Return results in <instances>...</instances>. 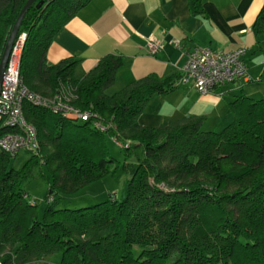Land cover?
I'll return each instance as SVG.
<instances>
[{"label": "trees", "instance_id": "trees-1", "mask_svg": "<svg viewBox=\"0 0 264 264\" xmlns=\"http://www.w3.org/2000/svg\"><path fill=\"white\" fill-rule=\"evenodd\" d=\"M88 1L36 0L22 19V84L46 98L65 91L91 118L23 103L39 147L19 167L0 150V264H32L54 252L59 264H264V98L237 96L221 131L203 129L196 116L142 125L151 97L172 91L180 72L148 74L108 94L121 57L103 56L82 77L74 58L45 61L54 33ZM25 2L0 0V56ZM187 2L201 12L202 0ZM253 30L264 33V7ZM119 164L128 176L121 199L112 193L92 205L58 206ZM34 174L48 182L42 216L24 188Z\"/></svg>", "mask_w": 264, "mask_h": 264}, {"label": "crops", "instance_id": "crops-1", "mask_svg": "<svg viewBox=\"0 0 264 264\" xmlns=\"http://www.w3.org/2000/svg\"><path fill=\"white\" fill-rule=\"evenodd\" d=\"M262 7L264 0H202L201 12L194 13L187 0H89L54 33L45 61L74 58V75L82 77L113 54L122 58L114 82L123 87L148 74H177L195 45L225 52L243 48L246 78L207 94L178 81L169 93L154 94L139 115L151 127L196 116L203 129L215 131L232 121L230 103L237 96L264 98V33L253 30ZM149 38L160 44L155 54L148 52Z\"/></svg>", "mask_w": 264, "mask_h": 264}, {"label": "built area", "instance_id": "built-area-1", "mask_svg": "<svg viewBox=\"0 0 264 264\" xmlns=\"http://www.w3.org/2000/svg\"><path fill=\"white\" fill-rule=\"evenodd\" d=\"M25 37L23 32L17 35L0 84V150L11 156L21 151L36 152L39 147L35 128L24 118V102L50 108L71 120L86 121L91 118V112L81 110L61 95L42 97L22 84L20 59ZM174 45L180 46L179 41H175ZM147 49L149 53L155 54L160 44L155 38H149ZM243 56V48L225 52L195 45L185 52L179 70V82L189 84L200 94L210 93L218 86L247 77ZM96 126L103 129L98 123Z\"/></svg>", "mask_w": 264, "mask_h": 264}, {"label": "rangeland", "instance_id": "rangeland-1", "mask_svg": "<svg viewBox=\"0 0 264 264\" xmlns=\"http://www.w3.org/2000/svg\"><path fill=\"white\" fill-rule=\"evenodd\" d=\"M121 87L122 86L117 81H115L106 89V93H113L114 91L119 90ZM63 94L66 99H70L65 91ZM220 129L215 131H221ZM107 146L111 156L121 161L122 155L119 145L112 139H108ZM48 147L50 148V146ZM15 156L16 157L12 160V162L16 167H19L25 159L31 157L29 153L23 151L19 152ZM119 165L120 166L115 170L114 173L106 174L102 178L81 187L77 192L69 195L68 197L60 199L58 206L78 208L92 205L104 201L108 198V195L112 193L115 195L116 199H121L127 189L128 176L122 169L121 164ZM24 188L30 199H33V201L37 203L38 214L42 216L43 211L48 204L47 201L43 199L48 191V182L42 177V175L34 174L25 181ZM60 259L61 254L54 252L45 255L42 259L35 260L32 264H59Z\"/></svg>", "mask_w": 264, "mask_h": 264}, {"label": "water", "instance_id": "water-1", "mask_svg": "<svg viewBox=\"0 0 264 264\" xmlns=\"http://www.w3.org/2000/svg\"><path fill=\"white\" fill-rule=\"evenodd\" d=\"M35 1L36 0H26L25 4L21 8V10H20L17 18L15 19V21L12 25V28L9 32V35L7 37V40L5 42L4 48H3L1 56H0V84H1V81L3 79L5 67L7 65V62H8L11 50H12V46H13L14 41L18 35V31H19L22 19H23L25 13L27 12V10L29 9V7ZM42 3H43V0H39V2L37 3V6L41 5Z\"/></svg>", "mask_w": 264, "mask_h": 264}]
</instances>
